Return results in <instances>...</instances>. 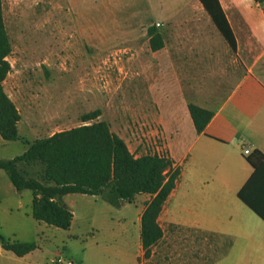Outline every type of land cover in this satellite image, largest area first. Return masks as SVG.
<instances>
[{"label": "rangeland", "instance_id": "374dc122", "mask_svg": "<svg viewBox=\"0 0 264 264\" xmlns=\"http://www.w3.org/2000/svg\"><path fill=\"white\" fill-rule=\"evenodd\" d=\"M2 6L12 46L4 88L21 114V138L32 142L81 126L82 115L99 109L97 121L107 122L136 157L166 154L159 128L144 113L151 107L147 91L136 90L149 75V26L137 13L129 15L139 8V0H2ZM152 25L162 30V23ZM167 82L160 93L177 100L171 79ZM25 149L22 141L0 136V160H11ZM26 169L31 174L38 170ZM32 200L31 191H17L0 170V238L37 245L22 258L2 252L0 245V264L165 263V240L153 257L151 250L150 262L140 257L138 204L115 208L100 197L71 194L66 201L74 223L63 230L33 219ZM218 239L207 237L205 243L217 249L205 256L204 264L225 252L227 241Z\"/></svg>", "mask_w": 264, "mask_h": 264}, {"label": "crops", "instance_id": "0c3cea01", "mask_svg": "<svg viewBox=\"0 0 264 264\" xmlns=\"http://www.w3.org/2000/svg\"><path fill=\"white\" fill-rule=\"evenodd\" d=\"M219 2L234 49L199 0H139V8L129 14L137 13L149 26V75L136 90L147 91L151 107L145 116L159 128L163 149L181 170L159 216L161 241H166L164 264H204L205 256L217 249L205 243L208 236L227 241L225 252L208 264H264V159L257 166L248 160L255 153L264 156L263 5L253 0ZM114 11L116 18L119 12ZM124 11L128 19V8ZM155 22L162 23V30ZM151 27L163 39L157 51L150 46ZM170 79L179 97L174 101L160 93ZM189 104L213 113L202 133L195 130ZM69 196L63 198L68 207ZM151 199L141 194L132 203L140 206V230Z\"/></svg>", "mask_w": 264, "mask_h": 264}, {"label": "trees", "instance_id": "16d2710c", "mask_svg": "<svg viewBox=\"0 0 264 264\" xmlns=\"http://www.w3.org/2000/svg\"><path fill=\"white\" fill-rule=\"evenodd\" d=\"M199 1L231 49H234L233 32L219 0ZM253 1L261 3L264 12V0ZM148 35L153 51L163 47L162 36L154 27L148 29ZM11 53L12 46L0 0V136L6 141L20 140L26 145L22 155L11 160H0V170L7 174L17 191H31L33 219L63 230L71 228L74 217L63 200L67 195L100 197L115 208L132 204L137 195L152 196L141 215L140 230L144 257L148 258L151 248L163 238L159 216L176 188L181 176L180 168L167 154L136 157L126 142L111 131L107 122L97 121L102 115L99 109L82 115L81 126L32 142L21 138L18 129L21 114L4 88L12 69L7 60ZM188 110L195 130L202 133L213 113L194 104H189ZM262 159V154L255 153L248 160L257 166V160ZM26 167H37L38 170L31 174ZM239 195L252 208L242 193ZM0 245L19 258L37 249L35 242H11L4 237L0 238Z\"/></svg>", "mask_w": 264, "mask_h": 264}, {"label": "built area", "instance_id": "2783aa9c", "mask_svg": "<svg viewBox=\"0 0 264 264\" xmlns=\"http://www.w3.org/2000/svg\"><path fill=\"white\" fill-rule=\"evenodd\" d=\"M155 153L160 154V152H158V151H156ZM244 153H245L246 155H249V154H250V150L247 149V150L244 151ZM58 262L61 263L62 260H61V259H58ZM68 264H72V262H68Z\"/></svg>", "mask_w": 264, "mask_h": 264}]
</instances>
